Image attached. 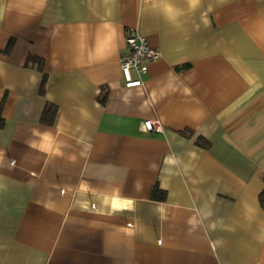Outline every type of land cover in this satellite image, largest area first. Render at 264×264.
I'll return each mask as SVG.
<instances>
[{
  "label": "crops",
  "instance_id": "crops-1",
  "mask_svg": "<svg viewBox=\"0 0 264 264\" xmlns=\"http://www.w3.org/2000/svg\"><path fill=\"white\" fill-rule=\"evenodd\" d=\"M0 117V264H264V0H0Z\"/></svg>",
  "mask_w": 264,
  "mask_h": 264
},
{
  "label": "built area",
  "instance_id": "built-area-1",
  "mask_svg": "<svg viewBox=\"0 0 264 264\" xmlns=\"http://www.w3.org/2000/svg\"><path fill=\"white\" fill-rule=\"evenodd\" d=\"M129 53L120 61L121 77L124 88H134L142 85L141 77L146 74L148 65L159 57V54L151 49L144 36L134 30H129L126 37ZM153 122L146 121L143 124L145 131L153 129Z\"/></svg>",
  "mask_w": 264,
  "mask_h": 264
},
{
  "label": "trees",
  "instance_id": "trees-1",
  "mask_svg": "<svg viewBox=\"0 0 264 264\" xmlns=\"http://www.w3.org/2000/svg\"><path fill=\"white\" fill-rule=\"evenodd\" d=\"M11 44H12V42L9 43V45L7 47V50L10 48ZM42 63H43V61L41 59L36 58L34 56H29L27 58V61H26V66L35 64L37 66L36 69L39 72H42ZM183 68L184 67L178 68V70H181ZM45 81H46V76L43 75L42 76V80H41V84H40V88H39V92L40 93H43V91H44ZM105 97H106V95L104 94L101 97V99H100V102L102 104L105 101ZM56 112H57V110H56V108L54 106H52L50 104H46L45 107H44L41 119H40L41 123L44 124V125H47V126H52L53 123H54L55 117H56ZM2 126H3V120L0 117V128ZM199 140H200V138L198 139V141H196L197 145H201L202 147H207L208 146L206 142L200 143L201 141H199ZM164 197H165L164 192L161 191L157 186H155L154 189H153V192H152V199H154V200H163ZM258 201H259L260 207L264 211V189L260 193Z\"/></svg>",
  "mask_w": 264,
  "mask_h": 264
}]
</instances>
